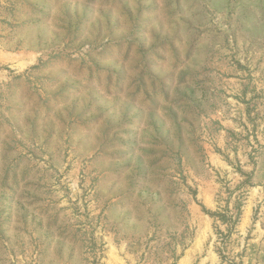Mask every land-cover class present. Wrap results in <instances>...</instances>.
<instances>
[{
    "label": "rangeland",
    "instance_id": "obj_1",
    "mask_svg": "<svg viewBox=\"0 0 264 264\" xmlns=\"http://www.w3.org/2000/svg\"><path fill=\"white\" fill-rule=\"evenodd\" d=\"M0 264H264V0H0Z\"/></svg>",
    "mask_w": 264,
    "mask_h": 264
}]
</instances>
